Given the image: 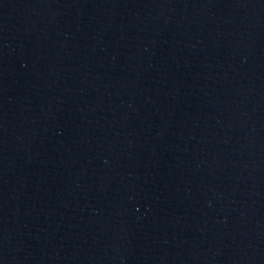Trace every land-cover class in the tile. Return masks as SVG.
Segmentation results:
<instances>
[{"label": "water", "instance_id": "95a60500", "mask_svg": "<svg viewBox=\"0 0 264 264\" xmlns=\"http://www.w3.org/2000/svg\"><path fill=\"white\" fill-rule=\"evenodd\" d=\"M0 264H264V0H0Z\"/></svg>", "mask_w": 264, "mask_h": 264}]
</instances>
